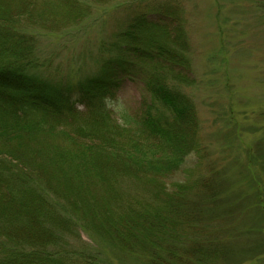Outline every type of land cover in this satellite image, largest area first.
Segmentation results:
<instances>
[{
	"label": "trees",
	"instance_id": "trees-1",
	"mask_svg": "<svg viewBox=\"0 0 264 264\" xmlns=\"http://www.w3.org/2000/svg\"><path fill=\"white\" fill-rule=\"evenodd\" d=\"M255 3L264 11V0ZM91 8L82 0H0V264H98L65 243L81 227L151 264L226 257L223 245L194 234L198 206L190 203L218 184L169 190L161 182L198 145L192 100L169 83L187 81L190 69L181 7L133 15L107 46L99 75L75 87L31 72L32 38L21 30L73 27ZM139 71L152 99L140 115L120 111V123L106 99ZM127 183L149 188L150 197L124 198Z\"/></svg>",
	"mask_w": 264,
	"mask_h": 264
},
{
	"label": "rangeland",
	"instance_id": "rangeland-1",
	"mask_svg": "<svg viewBox=\"0 0 264 264\" xmlns=\"http://www.w3.org/2000/svg\"><path fill=\"white\" fill-rule=\"evenodd\" d=\"M82 1L91 5L92 13L78 25L54 32L21 30L32 38L36 67L31 72L75 87L99 75L103 57L110 55L107 46L133 15L154 5L181 7L190 69L187 81L169 78V83L192 100L198 145L181 168L161 182L169 190L178 182L218 184L213 192L202 188L190 199L198 206L194 234L227 249L226 257L209 264H264V11L257 9L255 0ZM139 72L106 99L110 117L120 123V111L140 115L152 99L144 85L146 71ZM78 111L86 115L80 104ZM122 190L124 198L145 199L152 192L129 183ZM76 234L65 243L92 255L86 259L95 261V256L98 264H151L145 255L82 227Z\"/></svg>",
	"mask_w": 264,
	"mask_h": 264
}]
</instances>
